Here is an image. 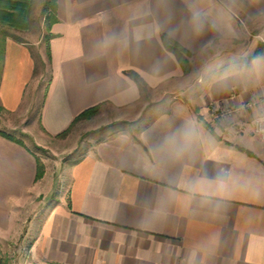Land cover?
Listing matches in <instances>:
<instances>
[{
	"label": "crops",
	"instance_id": "obj_1",
	"mask_svg": "<svg viewBox=\"0 0 264 264\" xmlns=\"http://www.w3.org/2000/svg\"><path fill=\"white\" fill-rule=\"evenodd\" d=\"M50 34L39 123L51 139L91 108L137 111L148 93L180 81L163 35L192 55V65L211 52L213 76L200 84L196 104L172 101L138 135L92 138L46 194L36 153L0 134V236L34 198L25 236L34 264H264V141L249 124L264 115V53L256 56L264 0H57ZM30 47L6 42L5 114L21 109L36 79ZM229 109L242 111L243 133L215 121Z\"/></svg>",
	"mask_w": 264,
	"mask_h": 264
},
{
	"label": "rangeland",
	"instance_id": "obj_2",
	"mask_svg": "<svg viewBox=\"0 0 264 264\" xmlns=\"http://www.w3.org/2000/svg\"><path fill=\"white\" fill-rule=\"evenodd\" d=\"M30 3L29 30H7L6 42L11 39L31 43L30 50L36 62L37 76L26 94L21 109L14 114H4L0 118V130L9 132V129H15L16 132H12V134L14 133L13 135L17 139L28 145L39 157L44 166L43 175L39 180L40 188L44 190L45 194L48 188L50 189L53 185L56 190L59 189L58 182L62 175L60 169L67 163L81 158L89 143L92 144L96 141V139L93 140L94 138L100 141L112 133L122 130H128L132 134L138 135L143 128V121H147L153 112L171 111L174 107L172 106L173 102L189 104L192 107L194 103L196 104L200 95V84L213 76L212 73L208 74L206 72L211 52L197 58L194 65H192V58H190L191 73L184 74L180 81L172 85L167 84L162 89L148 93L149 103L144 107H136L135 110L137 109V111H106L99 113V115L89 120L75 124L67 136L51 139L44 134L39 123L45 96V91L41 88L47 85L50 75L46 53V39L49 33L44 12L46 0H30ZM2 39L0 40V72H2L3 54L6 49V42ZM55 196L48 197L46 202H51L52 199L56 198ZM37 202L32 198L28 203V208L21 213L22 217L17 219L19 221L17 227H14L11 233L0 236V264L35 263L30 254L31 238L25 239V236L31 208L35 207Z\"/></svg>",
	"mask_w": 264,
	"mask_h": 264
},
{
	"label": "trees",
	"instance_id": "obj_3",
	"mask_svg": "<svg viewBox=\"0 0 264 264\" xmlns=\"http://www.w3.org/2000/svg\"><path fill=\"white\" fill-rule=\"evenodd\" d=\"M45 20L48 22V37L46 39V53L48 57V63H51V51H50V39L52 35L50 34V28L52 24L56 21V13H57V0H46L45 7ZM31 14V3L30 0H0V40H4L6 42L7 39V30L12 29L16 31H27L30 27V17ZM162 42L164 47L172 53L176 60L178 61L180 67L182 68L184 74H190L192 71V66L190 64V58H192V55L185 50L183 47H181L179 44H177L175 41H173L171 38H169L166 35L162 36ZM1 47V45H0ZM264 53V47L260 48L257 55H260ZM4 57V54H3ZM35 76H37V69L35 71ZM128 76L131 77L134 82L137 84L138 88L140 89V92L142 94L148 93V86L145 83V81L136 73H128ZM100 106L91 108L84 113H82L80 116H78L72 126L63 134L59 135L57 138L65 137L69 134L71 129L74 127L75 124H77L80 121L89 120L96 115L100 113ZM6 113L5 109L0 104V118ZM0 134L6 136L8 139H11L15 142L21 143L19 139L14 137L13 135H10L4 131H1ZM44 166L41 162H39V174H38V180L43 175Z\"/></svg>",
	"mask_w": 264,
	"mask_h": 264
},
{
	"label": "built area",
	"instance_id": "obj_4",
	"mask_svg": "<svg viewBox=\"0 0 264 264\" xmlns=\"http://www.w3.org/2000/svg\"><path fill=\"white\" fill-rule=\"evenodd\" d=\"M253 104L246 105L247 109L253 108ZM242 111L240 109H229L224 112L215 113V121L220 124L228 127L230 130L234 131L236 134H241L245 131V126L248 123L242 118ZM239 118V123H233V120ZM231 122V123H229ZM250 127L252 128V133L255 137L259 138L261 141H264V115L256 117L251 121Z\"/></svg>",
	"mask_w": 264,
	"mask_h": 264
}]
</instances>
